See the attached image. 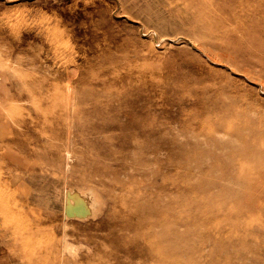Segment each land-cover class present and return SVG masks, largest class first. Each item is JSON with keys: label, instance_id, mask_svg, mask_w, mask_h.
I'll use <instances>...</instances> for the list:
<instances>
[{"label": "rangeland", "instance_id": "rangeland-1", "mask_svg": "<svg viewBox=\"0 0 264 264\" xmlns=\"http://www.w3.org/2000/svg\"><path fill=\"white\" fill-rule=\"evenodd\" d=\"M0 264H264V0H0Z\"/></svg>", "mask_w": 264, "mask_h": 264}]
</instances>
